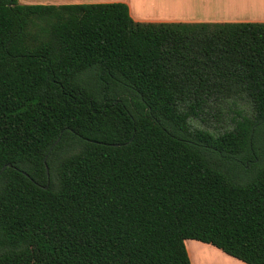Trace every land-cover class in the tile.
<instances>
[{
	"label": "trees",
	"instance_id": "16d2710c",
	"mask_svg": "<svg viewBox=\"0 0 264 264\" xmlns=\"http://www.w3.org/2000/svg\"><path fill=\"white\" fill-rule=\"evenodd\" d=\"M188 239L264 264V22L0 0V264H192Z\"/></svg>",
	"mask_w": 264,
	"mask_h": 264
},
{
	"label": "crops",
	"instance_id": "0c3cea01",
	"mask_svg": "<svg viewBox=\"0 0 264 264\" xmlns=\"http://www.w3.org/2000/svg\"><path fill=\"white\" fill-rule=\"evenodd\" d=\"M23 4H82L124 2L137 22H264V0H19ZM190 243V244H189ZM192 264L215 256L214 264H248L220 248L199 240H186Z\"/></svg>",
	"mask_w": 264,
	"mask_h": 264
},
{
	"label": "rangeland",
	"instance_id": "374dc122",
	"mask_svg": "<svg viewBox=\"0 0 264 264\" xmlns=\"http://www.w3.org/2000/svg\"><path fill=\"white\" fill-rule=\"evenodd\" d=\"M227 121H228V116H221V120L220 121L216 118V119H212L211 122H213L214 125L220 126V125H224ZM212 257L213 258H208L205 262L206 263H211V264L216 263L217 261L214 260V259H216V257L215 256H212ZM190 259H191V257H190Z\"/></svg>",
	"mask_w": 264,
	"mask_h": 264
}]
</instances>
